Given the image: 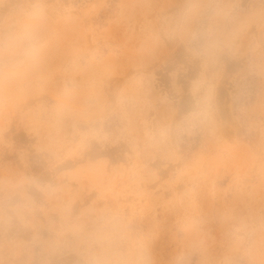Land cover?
Segmentation results:
<instances>
[{"label":"rangeland","instance_id":"1","mask_svg":"<svg viewBox=\"0 0 264 264\" xmlns=\"http://www.w3.org/2000/svg\"><path fill=\"white\" fill-rule=\"evenodd\" d=\"M36 3L39 65L0 61V264H89L100 215L152 264H264V0H0V30Z\"/></svg>","mask_w":264,"mask_h":264},{"label":"clouds","instance_id":"2","mask_svg":"<svg viewBox=\"0 0 264 264\" xmlns=\"http://www.w3.org/2000/svg\"><path fill=\"white\" fill-rule=\"evenodd\" d=\"M47 27L45 7L39 3L21 6L9 24L0 30V61L17 70L38 66L44 48ZM121 103L125 100L121 99ZM207 101L197 112L185 118L184 124L210 123ZM151 135V133H149ZM82 239L99 244L89 264H152L151 255L130 221L114 215L97 216L87 230L76 227ZM255 230L236 237L237 249L247 250Z\"/></svg>","mask_w":264,"mask_h":264}]
</instances>
